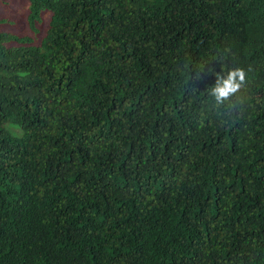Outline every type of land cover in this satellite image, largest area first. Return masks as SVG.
<instances>
[{"label": "trees", "instance_id": "obj_1", "mask_svg": "<svg viewBox=\"0 0 264 264\" xmlns=\"http://www.w3.org/2000/svg\"><path fill=\"white\" fill-rule=\"evenodd\" d=\"M26 22L0 30V264H264V0H28Z\"/></svg>", "mask_w": 264, "mask_h": 264}, {"label": "clouds", "instance_id": "obj_2", "mask_svg": "<svg viewBox=\"0 0 264 264\" xmlns=\"http://www.w3.org/2000/svg\"><path fill=\"white\" fill-rule=\"evenodd\" d=\"M197 79L201 78L198 74ZM247 83V73L241 67L231 68L226 75L217 74L215 83L208 90V94L213 98L217 107L228 104L231 107L235 106L236 102L242 103L238 93L245 87ZM236 97V101H233Z\"/></svg>", "mask_w": 264, "mask_h": 264}, {"label": "rangeland", "instance_id": "obj_3", "mask_svg": "<svg viewBox=\"0 0 264 264\" xmlns=\"http://www.w3.org/2000/svg\"><path fill=\"white\" fill-rule=\"evenodd\" d=\"M28 13V0H0V17L16 20L11 26L0 23V30L14 29L30 33L26 18Z\"/></svg>", "mask_w": 264, "mask_h": 264}]
</instances>
